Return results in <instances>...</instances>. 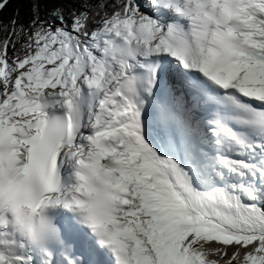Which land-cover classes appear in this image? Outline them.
Returning a JSON list of instances; mask_svg holds the SVG:
<instances>
[{
    "label": "snow or ice",
    "instance_id": "obj_1",
    "mask_svg": "<svg viewBox=\"0 0 264 264\" xmlns=\"http://www.w3.org/2000/svg\"><path fill=\"white\" fill-rule=\"evenodd\" d=\"M22 2L0 264H264V0Z\"/></svg>",
    "mask_w": 264,
    "mask_h": 264
},
{
    "label": "trees",
    "instance_id": "obj_2",
    "mask_svg": "<svg viewBox=\"0 0 264 264\" xmlns=\"http://www.w3.org/2000/svg\"><path fill=\"white\" fill-rule=\"evenodd\" d=\"M55 7L53 4H48L46 6H42L41 16H44L50 9ZM29 5L27 3H23L22 0H11L7 8L0 14L3 20H9L15 11H19L22 18L28 15Z\"/></svg>",
    "mask_w": 264,
    "mask_h": 264
}]
</instances>
